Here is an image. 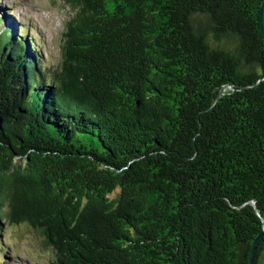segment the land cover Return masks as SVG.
Here are the masks:
<instances>
[{"label": "trees", "instance_id": "obj_1", "mask_svg": "<svg viewBox=\"0 0 264 264\" xmlns=\"http://www.w3.org/2000/svg\"><path fill=\"white\" fill-rule=\"evenodd\" d=\"M61 59L0 31V239L51 264H253L264 0H64ZM2 19L0 26H2Z\"/></svg>", "mask_w": 264, "mask_h": 264}, {"label": "rangeland", "instance_id": "obj_2", "mask_svg": "<svg viewBox=\"0 0 264 264\" xmlns=\"http://www.w3.org/2000/svg\"><path fill=\"white\" fill-rule=\"evenodd\" d=\"M0 13L5 26L11 22L18 28L23 26L21 30L34 39L32 48L41 54L44 64L56 67L61 59L65 25L74 16V10L64 0H0ZM2 28L3 25L0 31ZM3 229L0 264H51L52 251L35 229L25 223L5 224ZM257 264H264V249Z\"/></svg>", "mask_w": 264, "mask_h": 264}, {"label": "water", "instance_id": "obj_3", "mask_svg": "<svg viewBox=\"0 0 264 264\" xmlns=\"http://www.w3.org/2000/svg\"><path fill=\"white\" fill-rule=\"evenodd\" d=\"M261 22H262V29H263V32H264V1H263V4H262V9H261ZM256 243H257V240H256V242L254 243V246H253L252 258H251L250 264H253V261H254L255 250H256V245H257Z\"/></svg>", "mask_w": 264, "mask_h": 264}]
</instances>
